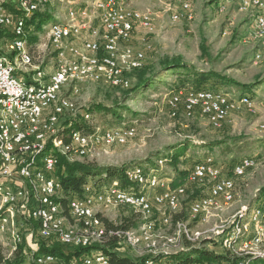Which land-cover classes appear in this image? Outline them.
Listing matches in <instances>:
<instances>
[{"label":"rangeland","instance_id":"obj_1","mask_svg":"<svg viewBox=\"0 0 264 264\" xmlns=\"http://www.w3.org/2000/svg\"><path fill=\"white\" fill-rule=\"evenodd\" d=\"M20 1L6 0L4 3L0 2V7L12 16L25 17L27 20L28 15L17 4ZM91 1L94 0H47L39 13H47L51 17L49 22L41 30H37L35 25L26 28V35L36 38L34 43L27 42V49H30L34 56L33 64L26 68L19 66L18 72L25 76L26 83L32 81L33 74L37 71L35 66L44 68L48 74L50 67L55 64L56 54L51 47L48 27L54 22H67L69 10L84 7L85 3ZM127 1L131 8L149 13L153 18L154 30L149 32L139 29L132 41L133 48L145 50L150 46L151 50L145 56L142 68L157 71L166 60H178L196 72L214 73L226 80L225 86L222 82L216 84V80L203 85L209 91L223 92L234 99L248 96L254 105L251 108L237 107L218 128L211 126L208 120L200 115L185 118L179 114L178 117H172L167 101L177 91L171 86L177 84V78L169 77L166 79L169 84L157 83L129 98L125 103V110L121 113V120L112 115L92 116L91 123L97 125L96 129L134 125L137 128V135L128 144L97 146L87 155H80L72 149H67L59 151V155L65 157L68 164L95 162L99 166L138 167L147 170L148 173L158 169L156 174L168 179L171 187L176 181H183L179 186L185 187V195L180 199V206L175 210L161 206L162 212L155 207L150 214L151 221H154L153 229L150 231L153 244L140 239L138 228L142 219L134 210L117 208L105 212V219L114 226L122 225L125 217L132 218L130 225L133 226L131 230L135 231L137 245L130 247L121 241L122 245L117 250L120 255L134 260L148 258L147 264H159L157 259L160 256L181 253L182 248L183 251L204 250L207 253L225 256L227 252L222 243L230 234L234 220L255 206H264V160L259 161L256 167L242 177H233L231 173L232 167L242 159L255 157L260 160L264 155V49L254 38L256 31L254 15L252 12H240L239 0L229 2L225 12L220 8L223 0H196L193 9L194 19L191 21L181 19L173 23L171 14L175 13L178 7L172 0ZM1 30L0 41H3L11 32L10 29ZM126 50H130L129 43H119V55H124ZM256 55H261V59L256 60ZM131 82V88L122 90L97 83L65 87L62 91L65 92V96L62 98L71 104L74 112H66L58 120L68 114H78L92 105H113L114 101H120L130 92L137 83V78L131 79ZM236 84L243 87L235 86ZM194 89H197L196 86H187L183 90ZM51 113L48 112V117ZM58 129H63V125ZM173 157H176V161ZM165 158L170 162L166 161L160 166L159 161ZM209 158L223 169L224 176L233 178L236 195L230 203L221 202L211 209L207 215L209 221L195 224L188 209L192 201L207 193V185L205 181L190 178L191 169ZM41 160L39 157L38 161ZM17 181L21 183L23 200L28 199L31 193L28 180ZM91 183L101 186L100 189L112 185L120 186L118 182L111 185L103 182ZM0 185L3 189L6 188L4 181L0 180ZM29 204L28 207L31 208L32 205ZM2 208L0 203V214L6 210ZM162 215L171 219V222L164 223L163 220H159L162 219ZM67 217L66 224L76 227V220L70 215ZM179 218L190 228L194 236L201 235L199 245H186L187 241L182 237L183 234L175 227L174 222L179 221ZM4 219L7 230L0 234V245L4 249L6 259L13 257L18 251L19 245L23 243L22 239L27 240L31 252H36L38 241L43 237L38 232V236H31L28 228L22 227L20 216L6 212ZM28 219L30 217L26 212V223L32 228ZM78 227H82L79 221ZM17 235L20 241H17ZM55 240L53 239L54 242L58 241ZM251 264H264V260H256Z\"/></svg>","mask_w":264,"mask_h":264},{"label":"bare ground","instance_id":"obj_2","mask_svg":"<svg viewBox=\"0 0 264 264\" xmlns=\"http://www.w3.org/2000/svg\"><path fill=\"white\" fill-rule=\"evenodd\" d=\"M99 1L107 2L108 0H94L90 3H85L84 12H75V8H73L68 12L67 22H54L48 27L49 37H52V31H54V42L50 43L56 54V61L53 67H50V73L47 74L44 68L42 69L39 66H35L37 71L33 74L34 80L30 81V83H26L23 79L21 82V89H18V94H14L13 96H11V86L1 85V93L4 94V108L2 110V118H0V144L6 143V136H8L10 132V126H14V112H12L11 108H19V102L22 101V97H26V90L32 89L33 91H38V93L43 94V100L61 97V104L64 109L52 112L48 117V123L45 124L44 121H42L39 130L24 133L22 135V140L8 139V147H25V145L38 146L36 148H31L28 156L27 151L17 152V160H20L17 169V179L28 180V185L32 193L33 202H31V208L27 207L28 216L30 219L40 222L38 233L43 239H56L70 246H77L78 241L83 245L90 246L93 244L104 245L108 240L117 237L130 247H135L137 245V238L135 236V231L131 229L127 231L116 230L105 226L103 220L88 221L87 218H79L78 221L82 224V227L74 228L66 224L68 217L65 213L73 218L72 211H83V204H74L75 200L89 198L92 192V200H99L100 196L114 192L120 195L121 198H129L140 194L138 201L132 199H119L115 201V204L112 201H100V203L90 204V211L105 212V209L109 211V209L117 208H130V210H134L142 219L141 226L138 228L140 239L146 243H152V235L150 231H148V221H151L150 214L152 210L156 206H166L173 210L177 209L180 206V199L185 195V187L178 186V192L177 190H170L166 197H161L163 182H165V185H170L168 179L158 176L156 174L158 170H152V172L148 173V171L138 167L129 168L126 171V176L130 183L127 188L111 186L96 190L95 188L93 189V185L89 183L84 187V195L79 198H72L65 208L61 202H59L60 199H62L60 183L49 184L47 175L37 176L41 168L42 170H49V163H51V167H56L55 160L52 157L43 156L47 149V145L39 144L47 141L49 137L53 138V131L50 130H55L56 120H58L59 117L66 112H74L71 104L61 96L63 89L67 86H76L85 83L105 84L115 88L128 89L123 84V81H119L118 78L101 72L104 71V65L114 66V71L122 72V78H126L128 80V87H131L132 82L127 77V72L131 73L140 69L145 59L142 52H135L132 50H126L124 55H119V43H128V37L125 36H116V43L112 38H103L102 47L91 43L78 44L77 52L86 54H78V59H75V51L70 49V44H74V36L70 35V32L73 30V34H80L82 21L84 38H91L93 36L94 22L89 12L93 11V18H101L100 9H96ZM172 1L177 5V10L182 12L171 14L173 23L181 19L190 21L194 19L193 9L196 0ZM231 1L232 0L222 1L220 5L222 12H225L227 4ZM46 2L47 0L20 1L21 7L26 14L32 11H40L42 7L45 6ZM127 2V0H114V6H109L106 22H112V25L102 24V32L108 35H115V29L134 31L144 29L149 32L154 30L152 16L149 13H143L137 9L131 8ZM263 7L264 0H239L238 8L242 13L252 12L257 31V21L261 18L264 23ZM119 9H122V12H119ZM0 10H2L1 7ZM131 10L133 12H131ZM136 13H138V17H146L147 15L151 16V19H146L145 22H135V20L131 19H136ZM126 16H129V19H126ZM26 22L27 20L25 17H18L11 25L13 27L12 34L14 37H17L18 40L16 43L8 44L7 57H5V55H0V67H9L13 64L14 67L19 68V66H24L26 68L33 64L34 56L30 49H27L28 36L26 35ZM254 38L264 49V33L255 32ZM103 48H105V54ZM148 49H150V46L145 48V50ZM88 54H93L94 58H98V61L103 64L83 63V69H81V62H89ZM11 55L12 57H10ZM260 59L261 55H256V60ZM58 67L70 69V74L61 75V73L58 72ZM51 80L52 82H56L55 88L53 89H51ZM179 92L184 93V95H178ZM200 94L204 96L200 97ZM174 96H176L175 101ZM224 98L231 100V102L241 104L231 105V102L223 100ZM253 103L254 102L248 96L234 99L223 92L203 89H180L174 92L167 101L170 116L178 117L179 114H182L185 118H191L193 116L195 117V115H200L205 117L210 124L214 123L212 125L214 128L220 127L237 107L245 105L244 107L251 108L254 105ZM188 105H194V109H189ZM211 108L218 110V112H211ZM31 109H33V111H29V119H36V111H40L41 109V100L31 99ZM85 117L87 119L91 118L90 115H85ZM131 129L132 126L129 125L116 128L96 129L90 135H83L77 132L71 135L69 146H65L63 142L57 141L54 147L57 148L58 151L72 149L80 155H87L93 152L95 147L99 146V140H97V138H103V135L106 134H117L118 131L125 132V136L106 138V145L108 147L128 144L130 140L137 135V130ZM59 130L60 129L57 130V134ZM39 157L42 159L41 162L38 161ZM246 160L251 161H247L245 165L238 170H236V165H232L231 173L233 177L244 176L247 171L256 167L259 161L264 160V155L260 160L255 157H248L242 159L237 164L244 163ZM163 163V161H159L160 166H162ZM213 164H215V162L209 158L207 161L200 162L195 166L210 167L213 166ZM191 170L190 178L197 179L198 181H205L207 185V193L203 197L190 203L188 213L191 218L197 217L198 212L199 216L207 217L210 210L217 207L221 202L230 203L233 201L236 195V186L231 176H228L227 180L224 175L216 176L213 174V170H202V172L194 173V166ZM133 176H135L134 180H132ZM54 181L58 182L55 175ZM37 190H39V192H46V195H53V192L58 191L59 193H55L50 200L44 201L43 194L37 193ZM150 192L152 194H150ZM148 197L152 199L154 204L148 200ZM207 199L213 200L215 203H208ZM24 201L30 206L29 197L28 199H24ZM0 203L3 208L9 206V209H6L9 213H17L16 205H10V199L8 198V194H6V188L2 189ZM48 208H52L53 211L57 212L58 219L65 220V224H62V231H70L71 228V236L62 237L61 227L55 225L56 212H48L45 220V213L48 211ZM163 222L170 223L171 219L166 218ZM0 225V234H2L7 230V223L4 218L0 220ZM153 226L154 223L150 222L149 230H152ZM175 227H178L180 233L183 234L182 236H185L189 241L195 242L201 236H194L189 227L182 221L177 222ZM16 237L17 241H20V237L18 235ZM222 245L225 251L229 252L230 255L236 259L235 264H251L258 259H264V207L255 206L240 218L237 217L231 226L230 234L224 239ZM34 254L35 252H33V257H36V263L27 264H46L47 259L60 262L51 254L37 256ZM76 263L110 264V261L108 256L101 253H94L85 255Z\"/></svg>","mask_w":264,"mask_h":264},{"label":"trees","instance_id":"obj_3","mask_svg":"<svg viewBox=\"0 0 264 264\" xmlns=\"http://www.w3.org/2000/svg\"><path fill=\"white\" fill-rule=\"evenodd\" d=\"M24 11V10H23ZM28 19L26 22V28L31 25H35L37 30H41L45 24H47L50 20V16L47 13H39V11H32L31 13H27ZM21 18V17H19ZM2 27H0V36L2 33ZM9 38L12 39L14 35L9 34ZM36 40L35 37H27V42L34 43ZM12 57V55L10 56ZM20 74V73H19ZM177 78L176 85H171L174 90L185 89L187 86H196L197 89L194 90H209L204 88L203 85L209 83L211 80H216L215 83L222 82V85L225 86L226 80L220 78L218 75L214 73H199L195 70H192L185 64L181 63L178 60H166L162 63L159 70H150L145 67H141L133 71L132 73L127 74V77L131 80L137 78V83L135 86L130 89L120 101H114L113 105L105 106V105H92L86 110H81L78 114L74 115H66L63 119V129H60L58 134L55 135L54 144L47 145V149L43 156H50L55 160L56 170L55 177L58 179V182L61 185V193L62 199L59 202L66 208L67 203L71 201L73 198H79L84 195V187L93 182H103L105 184H113L114 182H118L120 186L119 188H127L130 183L126 176V171L131 167H115V166H99L95 162L91 163H74L68 164L65 157L59 155V151L54 147L57 141L63 142L65 146L70 145V137L74 133L80 132L83 135H90L96 129V126L93 125L92 119L96 115H104L105 117L108 115H112L117 120L122 119V111L125 110L126 101L142 92L144 89L154 86L157 83L161 84H169L166 80L169 77ZM229 83V82H228ZM229 85H231L229 83ZM235 86H240L236 84ZM115 88V87H113ZM245 88V87H244ZM125 88H121L122 90ZM128 91V90H126ZM213 91V90H211ZM216 91V90H214ZM250 91H252L250 89ZM219 92V91H216ZM124 100V101H123ZM85 115L91 116L90 119H87ZM93 116V117H92ZM183 151V150H182ZM184 153V151H183ZM56 158V159H55ZM174 161H176V157H173ZM172 159V160H173ZM160 161L170 162L169 159L165 158ZM158 170V169H157ZM147 171V170H146ZM183 181L179 180L173 184V187L179 186ZM92 184V183H91ZM96 190H99L101 186L92 184ZM171 185V184H170ZM115 186V185H112ZM111 187V186H108ZM98 188V189H97ZM2 185H0V195L2 192ZM32 201V193L29 196V203ZM32 204V203H31ZM260 206V205H259ZM264 207V206H260ZM6 212L8 210L3 211L0 214V220L5 217ZM68 216V214L66 213ZM136 217V216H135ZM178 218V217H177ZM30 226L28 227V232H33L35 236L39 230L40 222L34 221L32 219H28ZM132 218H124V222L120 226H114L113 223H110L107 219L103 220V223L108 228H113L116 230H130L133 226L130 225ZM179 221H175L176 224ZM139 227V226H138ZM21 228V227H20ZM190 229V228H189ZM187 242L186 245H199V242L196 240L195 242L189 241L185 236H182ZM38 241L37 251L34 255H44L51 254L55 256L60 262H64L66 264H75L82 257L88 254L101 253L108 256L110 264H147V259L134 260L129 257H125L117 253L118 248L122 245L121 239L114 237L108 240L104 245L93 244L90 246L76 247L65 245L57 242H54L53 239H42ZM56 241V240H55ZM66 247V248H65ZM181 253L172 254V255H162L157 261L159 264H235V258L230 255L229 252L226 255H216L214 253H207L204 250H194L192 251H183ZM32 253L28 248V244L24 240L21 245L18 247V251L15 252L13 257L6 259L4 249L0 245V264H27L28 257ZM248 259V258H247ZM264 260V259H258ZM224 261V262H223ZM206 262V263H205ZM149 264V263H148Z\"/></svg>","mask_w":264,"mask_h":264},{"label":"built area","instance_id":"obj_4","mask_svg":"<svg viewBox=\"0 0 264 264\" xmlns=\"http://www.w3.org/2000/svg\"><path fill=\"white\" fill-rule=\"evenodd\" d=\"M5 1L6 0H0V2H3V3ZM17 4L19 8L21 9V3H17ZM109 6H114V0H108L107 2L99 1L98 7L96 9H100L101 18H93V11L89 12L91 13V18L93 19V22H94L93 36L91 38H84L83 30H82V21H81V26H80V34H73V30L70 32V35L74 36V44H70V49L75 51V59H78V54H86L83 52H77L78 44L91 43V44L100 45V47H102L103 38H112L115 40V43H116V36L128 37L129 48L132 51L142 52L144 56H147L148 52H150L151 49L141 50V48L132 47V41L134 40L137 31L115 29V35H108L102 32V24L112 25V22H106V15H107V10L109 9ZM21 10L23 11V9ZM75 12H84V7L75 9ZM119 12H122V9H119ZM131 12L133 11L131 10ZM175 13H182V12H180V10H175ZM17 18L18 17L12 16L6 13L3 9L0 10V27L5 28V29H10L11 31V25L14 23V21H16ZM126 19H129V16H126ZM146 19H151V16L146 15V17H138V13H136V19H131V20H135V22H145ZM255 32L264 33V23L262 22L261 18L259 19V21H257V31ZM17 40H18L17 37H13L12 39H10L9 43H16ZM49 40L50 42H54V31H52V37H49ZM103 49H104V54H105V48ZM88 55H89V62H81V69H83V63H100L98 61V58H94L93 54H88ZM5 57H7V54L5 55ZM100 64H103V63H100ZM19 70L20 69L18 67H14L13 64H11V66L9 67H0V108H1L0 118H2V110L4 108L3 106L4 94L1 93V85L11 86V96H13L14 94H18V89H21L22 80L26 79L24 75L19 74L18 72ZM58 72H60L61 75L70 74V69H66L65 67H58ZM87 72H90V71H87ZM101 72H105L107 73V75H111V76L118 78L119 81H123V84L125 85L126 88L128 89L131 88V87H128V80L126 78H122V72L114 71V66L104 65V71H101ZM95 78H96V72H95ZM55 84L56 82H52L51 80V89L55 88ZM178 95H184V93L179 92ZM61 96H65V92H61ZM201 96H204V95L200 94V97ZM31 99L41 100V109L40 111H36V119H29V111H33V109H31ZM175 100H176V96H174V101ZM223 100L231 102V100H228L226 98H224ZM232 104H241V103L231 102V105ZM188 106H189V109H194V105H188ZM11 109H12V112H14V126H10V132L8 133V136H6V143L0 144V180L4 181V184L6 187V194H8V198L10 199V205L17 206V213H13V216H20L22 220V227H27L28 224L26 223V212H27L28 204L26 203V201L23 200L21 183L17 181V169H18V163L20 161V160H17V152L27 151V156H28L31 148H36L38 146L25 145V147H8V139L22 140V135L24 133L37 131L41 128L42 121H48V112H56L57 110H63L64 108L61 104V97L51 98L50 100H43V94L38 93V91H33L32 89H29V90H26V97H22V101L19 102V108H11ZM211 112H218V110L211 108ZM63 119L64 118H62L61 120H56L55 130H50V131H53V138H50L47 141L42 142L39 145L54 144L55 135L57 134L58 128H60L63 125L62 124ZM213 124L214 123H212L211 126ZM131 130H137V128L134 125H132ZM118 136H125V132L118 131L117 134H106V135H103V138H97V140H99V147L107 146L106 138H109V137L118 138ZM92 138H96V137H92ZM247 161H251V160H246L244 163H241V164H235L236 170L243 167ZM55 170H56V167H51V163H49V170H42L41 168L38 171L37 176L47 175L49 184L51 183L59 184V182L54 181ZM202 170H213V174H215L216 176L224 175L223 169L219 168V166H216L215 164H213V166H210V167H196L194 165V173L202 172ZM134 179H135V176H133L132 180ZM226 179L228 180V176L226 177ZM170 190H177L178 192V186L171 187V185H165V182H163V188L161 189V197H166V195L169 194ZM37 193H42L44 196V201H46V200H50V198L55 193H59V191L53 192V195H46V192H39V190H37ZM92 193L89 198H81V199L75 200L74 204H83V211H72L73 218L74 220H76V227H78L79 218H87L88 221L105 220L106 209H105V212L90 211V204L100 203V201H112L115 204V201H118L119 199H132V200L138 201V197L140 196L139 194V195L132 196L129 198H121L120 195L114 192V193H107L104 196H100L99 200H92ZM148 200L151 201L152 204H154L151 198L148 197ZM207 201L208 203H215L213 202V200H210V199H207ZM156 207L158 208L159 212H162L163 208H161V206H156ZM2 209H9V206L4 207ZM48 212H56V211H53L52 208H48V211L45 213V220L47 218ZM159 220H166L165 215H162V219H159ZM192 220L196 224V223H201L204 221H209V217L199 216V212H198V216L192 217ZM150 222H154V221H148V231H151L149 230ZM179 222H181L180 218H179ZM62 224H65V220L58 219V215L56 212L55 225H59L61 227L62 237L71 236V228H70V231H62ZM0 228H1V225H0ZM226 234H227V231H225V235ZM22 241H24V239H22ZM80 246L83 247L86 245H83L81 242L77 241L76 247H80ZM181 250H184V248H182ZM27 263H36V257H33V252L30 253ZM46 264H66V263L57 262L53 259H47Z\"/></svg>","mask_w":264,"mask_h":264},{"label":"crops","instance_id":"obj_5","mask_svg":"<svg viewBox=\"0 0 264 264\" xmlns=\"http://www.w3.org/2000/svg\"><path fill=\"white\" fill-rule=\"evenodd\" d=\"M78 7V6H77ZM76 7V8H77ZM80 7H82V6H80ZM80 7H78V8H80ZM16 17H18V16H16ZM12 31H13V27L11 26V33H12ZM10 33V34H11ZM9 34H7V36H6V38L3 40V41H0V55H8V44H9V41H10V38H9ZM232 170V169H231ZM27 230V229H26ZM31 236L32 235H34V233H32L31 232V234H30ZM26 242H27V240H26ZM28 244V243H27ZM28 246H29V244H28Z\"/></svg>","mask_w":264,"mask_h":264}]
</instances>
